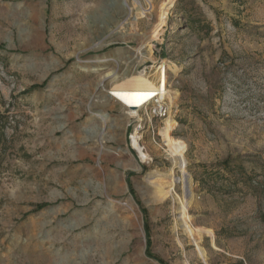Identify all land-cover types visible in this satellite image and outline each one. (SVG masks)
Returning a JSON list of instances; mask_svg holds the SVG:
<instances>
[{
	"label": "rangeland",
	"instance_id": "rangeland-1",
	"mask_svg": "<svg viewBox=\"0 0 264 264\" xmlns=\"http://www.w3.org/2000/svg\"><path fill=\"white\" fill-rule=\"evenodd\" d=\"M162 2L0 0V264H264V0H175L154 37ZM163 63L164 101L91 105ZM170 119L192 199L150 180Z\"/></svg>",
	"mask_w": 264,
	"mask_h": 264
},
{
	"label": "bare ground",
	"instance_id": "bare-ground-1",
	"mask_svg": "<svg viewBox=\"0 0 264 264\" xmlns=\"http://www.w3.org/2000/svg\"><path fill=\"white\" fill-rule=\"evenodd\" d=\"M174 1L175 0H163V2L161 3L160 20L156 24L155 29L153 31L155 33L154 37L161 34L160 30L165 24V18L168 14L167 11L170 7H172ZM104 44L105 43H101L100 45H104ZM118 59L120 58L115 55L110 58L92 57V58H88L87 60H82V62L85 63L87 66L89 65L90 67H94V66L96 67L98 64L109 61H118ZM167 72H168L167 67H165V64L163 63L158 73V79L155 81L149 80L146 76H144L141 73L138 75L123 73L122 78H124L125 80L120 83L114 84L112 88L109 89H106L107 86L106 83L104 82L105 80L102 79L98 84L97 92L94 96V100L91 105L102 106L104 102L107 103V101L113 100L115 103L120 104L124 109H126L127 113L129 115L131 114L130 117H135L138 112H140L143 109H146L147 107H149V105H152L153 103H157V102L160 103L162 100L164 101V99H166L168 95L172 96V93L174 92H172L167 86ZM174 125H175V121L173 119H170L167 123L165 134L167 140L171 143V155L173 159L172 160L173 166L174 168L180 169L182 176L177 177L175 175L174 168H172L169 174L151 175L150 180L154 185L159 186V188L166 196L174 195V193L176 192L177 184L182 182L185 191L189 194L190 199H192L193 193L191 188V178L188 176L186 170V160H185L186 145L182 140L174 139L170 135V132L173 129ZM140 136L141 135H138L137 133L133 135L132 147L140 154L141 159L146 160L148 155L145 152V148L141 145L139 141ZM183 212L184 215H186V206H183ZM181 225L184 228V230L187 231L189 234L192 235L194 233L193 228L189 224L187 217L184 216V218L183 217L181 218Z\"/></svg>",
	"mask_w": 264,
	"mask_h": 264
},
{
	"label": "trees",
	"instance_id": "trees-1",
	"mask_svg": "<svg viewBox=\"0 0 264 264\" xmlns=\"http://www.w3.org/2000/svg\"><path fill=\"white\" fill-rule=\"evenodd\" d=\"M158 258V257H157ZM158 260L161 262V264H167L165 263L161 258H158Z\"/></svg>",
	"mask_w": 264,
	"mask_h": 264
},
{
	"label": "built area",
	"instance_id": "built-area-1",
	"mask_svg": "<svg viewBox=\"0 0 264 264\" xmlns=\"http://www.w3.org/2000/svg\"><path fill=\"white\" fill-rule=\"evenodd\" d=\"M153 104H155V103H153ZM166 114H167V110H165L161 115L165 116Z\"/></svg>",
	"mask_w": 264,
	"mask_h": 264
}]
</instances>
